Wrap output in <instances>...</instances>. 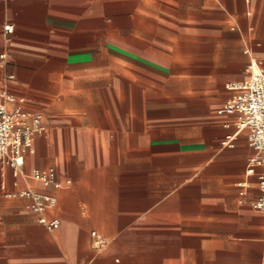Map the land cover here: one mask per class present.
I'll list each match as a JSON object with an SVG mask.
<instances>
[{"label": "crops", "instance_id": "obj_1", "mask_svg": "<svg viewBox=\"0 0 264 264\" xmlns=\"http://www.w3.org/2000/svg\"><path fill=\"white\" fill-rule=\"evenodd\" d=\"M2 51L40 128L25 176L0 166V264H264L255 152L222 110L264 67V0H0ZM27 188L55 204L5 195Z\"/></svg>", "mask_w": 264, "mask_h": 264}, {"label": "built area", "instance_id": "obj_2", "mask_svg": "<svg viewBox=\"0 0 264 264\" xmlns=\"http://www.w3.org/2000/svg\"><path fill=\"white\" fill-rule=\"evenodd\" d=\"M4 32H12L13 26L4 24ZM8 59V53H0V64L4 66ZM248 78L241 82L231 84L235 90L234 95L229 98L222 110L234 114L235 131L227 135V140L232 139L238 132H247V141L254 150V155L249 160L248 172L253 167L258 171V197L253 202V207L264 212V67L251 60L248 65ZM12 75H7L6 80H11ZM3 83V82H2ZM14 100L13 95L6 88L0 90V166H9L14 176H25L23 170L24 158L30 151L34 134L39 130L40 116L36 115L32 121H28L26 114L19 107H11ZM31 177L43 186L60 187L54 167L32 172ZM8 197H29L32 200V209L42 213L46 208L52 207L55 196L40 193L32 189L10 191L5 193ZM39 222L48 228L58 226L57 220H48L44 216L39 217ZM93 234H95L93 232ZM96 242L102 244L103 240L97 238Z\"/></svg>", "mask_w": 264, "mask_h": 264}]
</instances>
